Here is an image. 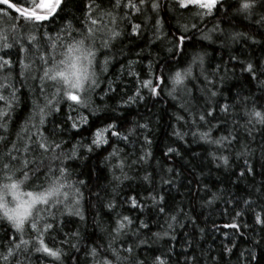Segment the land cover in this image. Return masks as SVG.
I'll list each match as a JSON object with an SVG mask.
<instances>
[{
  "label": "snow or ice",
  "instance_id": "6c2138e0",
  "mask_svg": "<svg viewBox=\"0 0 264 264\" xmlns=\"http://www.w3.org/2000/svg\"><path fill=\"white\" fill-rule=\"evenodd\" d=\"M72 8L80 12L79 17ZM57 17L62 24L52 35L46 25ZM238 21H248L246 27L251 31L225 27ZM146 32L151 36L146 38ZM197 33L198 39H193ZM126 36L135 38L130 43L142 40L144 46L135 53L138 59L120 63L113 80L109 68L118 57L128 55L124 47H118ZM256 36L264 38V0H0V264H34V257L37 264H170L172 248L157 255L159 250H153L152 244L165 237L175 240V227H185L179 219L183 209L166 211L165 195L157 190L153 173L145 167L152 157V140L144 134L150 131L149 124L136 121L125 131L120 123L123 113L118 109L143 102L145 93L156 98L166 92L184 113L176 115L178 126H173L172 136L181 141L191 136L192 142L212 146L209 155L217 168L221 164L227 168L231 155L242 159L237 179L254 175L255 168L249 162L254 155L250 142L257 134L264 137V62L230 56L229 61L239 64L241 71L256 82L261 95L241 91L220 102L217 97L223 93L217 84L228 78L229 67L217 64L209 70V52L202 42L211 46L220 41L225 47L242 39L255 45L260 43ZM154 48H162L168 55L163 63L149 59L144 65L145 54L151 57ZM137 65L147 69L145 75L136 70ZM124 75L134 78L135 90L111 109L113 114L101 116L108 109L100 108L93 98L100 95L103 100L115 93ZM102 84H106L105 89H101ZM24 89L31 93L30 107L23 100ZM61 105L67 108L65 120L49 130L48 117L61 112ZM17 119L19 131L10 140L8 125ZM240 129L249 143L241 144ZM81 130H88L89 136L81 135L66 148L68 141L63 134L79 135ZM214 131L223 134L213 135ZM141 136L138 152L119 147L132 146ZM85 139L89 142L84 143ZM235 144H240V150L233 153ZM260 149L264 159V144ZM98 150L107 152L101 163L110 172L111 181L103 187L92 185L100 189L92 193L93 203L85 200L84 189L92 192V169L87 161L89 154ZM164 155L181 153L169 146ZM68 161H79L87 171L77 173ZM139 170H143L142 176ZM164 172L169 175L161 177V184L173 185L179 172L171 167ZM85 175L88 180L79 178ZM133 179L148 184L151 191L143 199L129 195L123 203L141 213L155 209L165 215L162 232H152L148 220L140 216L119 211L118 189ZM247 197L242 202L264 232V184H253ZM86 203L93 210L92 233L82 230L88 220ZM243 215L245 210L235 211L234 222L225 225L234 235L222 245L221 260L224 254L234 255L235 237L249 227L238 222ZM189 220L195 225V220ZM69 225L73 229L65 231ZM252 242L255 247L261 245V240ZM192 247L187 241V248ZM145 251L152 252L151 258L142 255ZM246 253L239 254L237 264L257 261L252 250ZM181 255L184 264H200L187 249L177 254L176 264H180Z\"/></svg>",
  "mask_w": 264,
  "mask_h": 264
},
{
  "label": "trees",
  "instance_id": "16d2710c",
  "mask_svg": "<svg viewBox=\"0 0 264 264\" xmlns=\"http://www.w3.org/2000/svg\"><path fill=\"white\" fill-rule=\"evenodd\" d=\"M77 17L80 16V12L72 8L70 9ZM164 15V13H161ZM63 15V13L61 14ZM170 15V14H169ZM175 23V21H171ZM62 21L59 17L46 25V30H49L52 35H55L58 28L61 26ZM248 21L234 22L233 26L225 25L229 30H235L240 32H250L251 30L246 27ZM167 27V25H166ZM211 27V25H209ZM151 36L150 32L145 33V37ZM199 33L193 39H198ZM130 37H125L123 43L118 47H124L128 53L126 57H118L115 62L109 68V78L116 80L119 74L120 63H126L127 60L138 59L135 53L139 51L140 47L144 46L142 40H135V43H130ZM260 41L255 45L251 44V41L245 43L242 39L238 42L230 43L228 46L221 47L220 41L208 46V42H202L206 50L209 52V57L206 60V67L211 70L215 65L220 64L223 68L225 64H228L229 72L228 78L225 82L217 84V87L223 93L222 96L217 97L220 102H224V97H235L237 92L247 94L249 91L255 95L260 96L261 90L258 88L255 81L249 79L247 73L241 71L239 64L229 61V57L232 55L238 56L241 60H251L254 63L264 62V38L260 36L255 37ZM192 48H188V52L191 53ZM158 53V55H157ZM168 55L162 48H154L152 56L146 58L143 64L146 65L149 59L159 60L163 63V58ZM15 58V57H14ZM175 68L176 65H171ZM137 71L142 72V76L146 74L147 69L142 68V65H137ZM159 70V69H157ZM136 82L133 77L124 75L119 78L117 91L115 93H109L103 100L100 99V95H96L93 99L96 105L100 108H107V112H101L100 115H111V109L116 108L121 99H127L128 95H131L135 90ZM170 87V85H169ZM106 84L101 85V89H105ZM25 95L23 100L30 107L31 93L27 89L23 90ZM100 90H98L99 92ZM199 95V93H196ZM203 98L200 103L203 104ZM62 111L59 113H53L48 117V123L46 127L51 130L57 123H63L65 120V113L67 108L61 105ZM23 110V105L20 111ZM119 112L123 113V117L120 121L124 125L123 130H127L131 127L133 122H140L149 124L150 131L144 134L149 135L152 140L150 150L152 157L149 160V164L145 167L147 171L153 173L155 185L157 190L163 192L165 200L167 202L166 211L175 212L177 209H183V213L179 216L181 223L185 227L177 225L175 227V240H171L167 237L156 241L152 244V249L159 251L157 255L165 253L168 249L172 248V259L170 264H176L177 254L182 253L187 249L188 253L195 255L200 259V264H237V259L241 252L246 250H252L256 256L257 261L252 264H264V240L261 239L264 236V232L261 231L259 225L254 224V216L246 210V206L243 204V199L248 198L247 193L252 190V185L257 187L264 184V168H261V164H264V159L261 158L260 146L264 144V137L257 134L254 141L250 142V148L254 155L249 157V162L254 166L255 173L252 176H246L243 179H237L239 172L243 168V160L237 159L235 155L230 156V165L226 168L221 164L219 168L216 167L209 155L213 151V147L203 144V142H192L191 136H186L183 141L177 140L171 135L173 126H178L176 121V115H184L181 109L177 106V102L170 99L166 92H162L160 97L148 98L145 93V100L141 103L132 105L129 108H119ZM95 119V118H93ZM99 123V121H96ZM243 123V121H241ZM20 120L17 119L14 123L8 125V138L13 140L16 138V133L19 131ZM143 133V130H139ZM222 132H213V135H221ZM81 135L84 137L89 136L88 130H81V134L75 132H65L63 134L64 139L68 141L66 148H70L72 144H75L81 139ZM240 142L249 143L246 139V134L243 129L239 131ZM87 139L84 143H88ZM143 143L142 136L132 146H125L120 144L119 147L126 148V151L132 152L133 150L139 151ZM177 148L181 155L166 157L164 152L167 147ZM2 149V146H0ZM240 150V144L233 146V153ZM111 151V148H108ZM227 154V153H225ZM90 159L87 163L92 169V179L90 187L95 184H99L101 187L107 186L111 181V174L108 169L101 163L103 156L107 155L106 151L98 150L94 155L89 154ZM70 168L77 169L79 171H87L84 169L79 161H68ZM173 168L179 172V176L175 177L173 185H162L161 177L168 178L169 174L164 172L167 168ZM129 175L136 176L137 172H130ZM139 175H143V170H139ZM174 176L173 174H170ZM81 179L88 180V176L79 177ZM99 188L92 187V192L87 188L84 189L85 200H91L95 203V198L92 195L93 192L99 191ZM109 191L111 189L109 188ZM151 188L148 184L140 181L139 179H133L125 181L118 189L117 201L120 205L119 211L125 215H131L133 217L140 216L143 219L148 220L152 232H162L165 228V220L167 217L163 214H157L155 209H145L143 213L138 210L131 209L128 204H124V199L129 195H136L138 198L143 199L147 196ZM255 200V195L252 197ZM208 200H212L213 203H207ZM232 201V203H228ZM239 202V203H237ZM86 216L88 217L86 230L88 233L94 231L92 223L93 210L89 209L88 204H85ZM245 210V215L238 218V222L241 224L249 225L248 228H242L240 235L235 237L234 242L237 247L233 249L234 255H223V260L220 259L222 252V245L228 243V238H232L234 230L225 225L233 223V217L235 211ZM259 211V208H256ZM189 217L195 220L193 225ZM163 226V227H161ZM73 225H69L65 231L73 229ZM203 228L204 232L200 233L199 229ZM255 228V231L252 229ZM147 232V230H144ZM227 233V237L224 235ZM150 235V233H148ZM254 240H261V245L255 247ZM187 241L192 242V248H187ZM83 254L81 253V256ZM142 255H146L151 258L152 252L145 251ZM215 258V260L213 259ZM180 264H184V258L181 255L179 257ZM34 264H37L35 257L33 258Z\"/></svg>",
  "mask_w": 264,
  "mask_h": 264
}]
</instances>
